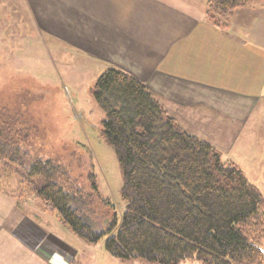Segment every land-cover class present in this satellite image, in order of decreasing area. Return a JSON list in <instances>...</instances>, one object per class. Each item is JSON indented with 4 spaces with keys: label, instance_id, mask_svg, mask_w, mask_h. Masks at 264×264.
<instances>
[{
    "label": "trees",
    "instance_id": "16d2710c",
    "mask_svg": "<svg viewBox=\"0 0 264 264\" xmlns=\"http://www.w3.org/2000/svg\"><path fill=\"white\" fill-rule=\"evenodd\" d=\"M251 2L210 0L207 20L226 27ZM93 95L104 111L101 135L122 168V211L99 197L94 175L87 187L57 157L33 152L25 123L0 102L1 192L19 204L37 197L79 237L120 259L264 263V194L236 162L186 131L144 81L123 69L109 65Z\"/></svg>",
    "mask_w": 264,
    "mask_h": 264
},
{
    "label": "crops",
    "instance_id": "0c3cea01",
    "mask_svg": "<svg viewBox=\"0 0 264 264\" xmlns=\"http://www.w3.org/2000/svg\"><path fill=\"white\" fill-rule=\"evenodd\" d=\"M209 1L0 0V51L35 36L114 65L243 171L246 162L264 168V2L217 27L207 20ZM31 202L0 191V264H80L79 236Z\"/></svg>",
    "mask_w": 264,
    "mask_h": 264
},
{
    "label": "rangeland",
    "instance_id": "374dc122",
    "mask_svg": "<svg viewBox=\"0 0 264 264\" xmlns=\"http://www.w3.org/2000/svg\"><path fill=\"white\" fill-rule=\"evenodd\" d=\"M22 44L15 51H0V102L12 107L25 123L33 152L57 157L87 187L94 179L99 197L113 202L121 212L125 205L122 168L114 148L101 135L104 111L93 95L106 67L66 51L49 38L41 41L32 36ZM222 157L235 161L225 153ZM244 165L249 180L264 194V168L251 171L248 162ZM90 175H94L92 180ZM30 201L32 208H43L37 197L24 202ZM99 204L94 205L98 212L104 208ZM77 238L83 252L80 264H157L142 258L120 259L99 244ZM180 264L201 263L187 259Z\"/></svg>",
    "mask_w": 264,
    "mask_h": 264
}]
</instances>
